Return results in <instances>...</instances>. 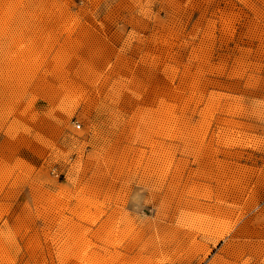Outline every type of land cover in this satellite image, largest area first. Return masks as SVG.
Returning a JSON list of instances; mask_svg holds the SVG:
<instances>
[{
	"label": "rangeland",
	"instance_id": "374dc122",
	"mask_svg": "<svg viewBox=\"0 0 264 264\" xmlns=\"http://www.w3.org/2000/svg\"><path fill=\"white\" fill-rule=\"evenodd\" d=\"M0 264H264V0H0Z\"/></svg>",
	"mask_w": 264,
	"mask_h": 264
}]
</instances>
